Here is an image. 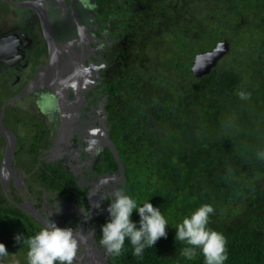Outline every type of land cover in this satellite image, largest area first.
I'll return each mask as SVG.
<instances>
[{
	"label": "trees",
	"instance_id": "1",
	"mask_svg": "<svg viewBox=\"0 0 264 264\" xmlns=\"http://www.w3.org/2000/svg\"><path fill=\"white\" fill-rule=\"evenodd\" d=\"M121 24L130 43L106 86L110 136L131 196L160 207L168 226L142 256L126 239L110 264H204L198 249L186 259L187 245L174 240L175 226L202 204L214 209L208 226L226 238L224 264H264V0H135ZM218 41L229 52L195 77L194 55ZM48 179L42 172L43 189L68 200ZM40 229L13 206L0 208L1 236L22 252L21 264Z\"/></svg>",
	"mask_w": 264,
	"mask_h": 264
},
{
	"label": "flooded vegetation",
	"instance_id": "2",
	"mask_svg": "<svg viewBox=\"0 0 264 264\" xmlns=\"http://www.w3.org/2000/svg\"><path fill=\"white\" fill-rule=\"evenodd\" d=\"M102 1L0 0V208L13 206L37 227L46 225L36 215L73 227L85 237L73 264H110L113 255L99 244L105 197L117 187L131 195L118 169H107V153L114 159L104 135L107 127L116 149L106 86L130 43L121 16L135 0ZM42 94L56 98L58 111H41ZM42 172L68 200L43 189ZM0 244L7 251L0 264L21 263L22 252L1 233Z\"/></svg>",
	"mask_w": 264,
	"mask_h": 264
},
{
	"label": "clouds",
	"instance_id": "3",
	"mask_svg": "<svg viewBox=\"0 0 264 264\" xmlns=\"http://www.w3.org/2000/svg\"><path fill=\"white\" fill-rule=\"evenodd\" d=\"M37 104L41 111H58L56 98L50 94H42ZM258 155L264 158V152ZM105 199L108 201L105 210L109 219L100 227L99 244L107 253L121 254L127 239L132 246L133 256H142L145 248H153L158 239L167 238L165 229L168 221L160 207H154L149 200L138 204L122 187L115 188L111 197ZM99 207L98 204L97 208ZM59 210L58 203L57 213ZM79 211L81 216L90 218V212ZM133 211L137 213L138 221L131 219ZM213 211L212 205L202 204L175 226L174 240L187 245L182 249V255L186 259H193L197 249L203 256L204 264H224L228 259L226 238L208 226L209 216ZM21 236L16 234L13 239L20 243ZM84 240L85 237L75 233L73 227L61 228L52 221L26 239L27 264H73L78 244ZM0 253H7L3 244H0Z\"/></svg>",
	"mask_w": 264,
	"mask_h": 264
},
{
	"label": "water",
	"instance_id": "4",
	"mask_svg": "<svg viewBox=\"0 0 264 264\" xmlns=\"http://www.w3.org/2000/svg\"><path fill=\"white\" fill-rule=\"evenodd\" d=\"M229 50H230V45L227 41H218L210 50L195 54L190 66L191 73L195 77H200L202 75L207 74L211 70V68L214 67L218 63V61L221 60L229 52ZM30 85L33 86L32 83ZM104 137H105L104 142L111 151L112 157L116 163L120 176L125 178L123 174L124 171L123 165L120 162L117 150L114 148L112 142L108 137L107 127L105 130ZM36 218H38L41 221V223L43 222L45 225L50 224L42 221V218H40V216L38 215H36Z\"/></svg>",
	"mask_w": 264,
	"mask_h": 264
},
{
	"label": "rangeland",
	"instance_id": "5",
	"mask_svg": "<svg viewBox=\"0 0 264 264\" xmlns=\"http://www.w3.org/2000/svg\"><path fill=\"white\" fill-rule=\"evenodd\" d=\"M19 264H21V263L19 262Z\"/></svg>",
	"mask_w": 264,
	"mask_h": 264
}]
</instances>
